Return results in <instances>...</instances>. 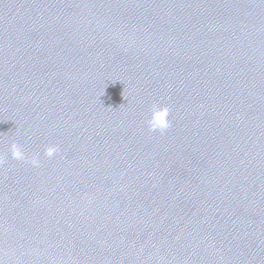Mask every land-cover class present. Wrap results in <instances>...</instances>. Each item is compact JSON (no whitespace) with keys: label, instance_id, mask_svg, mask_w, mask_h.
Here are the masks:
<instances>
[{"label":"water","instance_id":"obj_1","mask_svg":"<svg viewBox=\"0 0 264 264\" xmlns=\"http://www.w3.org/2000/svg\"><path fill=\"white\" fill-rule=\"evenodd\" d=\"M0 158L3 264H264V0H0Z\"/></svg>","mask_w":264,"mask_h":264},{"label":"clouds","instance_id":"obj_2","mask_svg":"<svg viewBox=\"0 0 264 264\" xmlns=\"http://www.w3.org/2000/svg\"><path fill=\"white\" fill-rule=\"evenodd\" d=\"M170 109L167 106H162L158 104H153L150 109V116L146 120L147 127L149 131L160 133L165 132L171 125L169 120ZM60 151L58 145H49L44 150V155L48 158L54 157ZM9 152L13 160H23L29 162L33 167H38L40 165V160L36 157L31 158L30 160L26 156L25 152L22 150L21 146L18 145L15 141L10 143ZM3 163L2 158H0V164ZM0 264H3V261L0 260Z\"/></svg>","mask_w":264,"mask_h":264}]
</instances>
